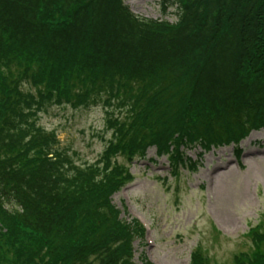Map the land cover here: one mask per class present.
I'll return each mask as SVG.
<instances>
[{
  "label": "trees",
  "instance_id": "trees-1",
  "mask_svg": "<svg viewBox=\"0 0 264 264\" xmlns=\"http://www.w3.org/2000/svg\"><path fill=\"white\" fill-rule=\"evenodd\" d=\"M161 1L175 24L124 0H0V264H135L143 229L112 204L133 180L117 157L153 147L193 169L187 151L264 128V0ZM98 104L113 140L96 164L36 123L47 105ZM247 238L231 264H264V232ZM189 264L214 263L198 247Z\"/></svg>",
  "mask_w": 264,
  "mask_h": 264
},
{
  "label": "rangeland",
  "instance_id": "rangeland-1",
  "mask_svg": "<svg viewBox=\"0 0 264 264\" xmlns=\"http://www.w3.org/2000/svg\"><path fill=\"white\" fill-rule=\"evenodd\" d=\"M124 3L138 18L176 21L175 8L164 10L161 0ZM107 117L100 104L78 109L47 105L36 123L56 134L75 164L90 165L113 140ZM185 156L196 167L170 171L166 157L157 158L153 147L132 163L117 157L133 180L112 196V204L121 218L138 219L146 228L144 240L133 242L135 264H145L141 256L150 264H189L196 247L214 264H231L235 254L249 251L250 228L264 232V129L237 144L203 154L196 147Z\"/></svg>",
  "mask_w": 264,
  "mask_h": 264
}]
</instances>
